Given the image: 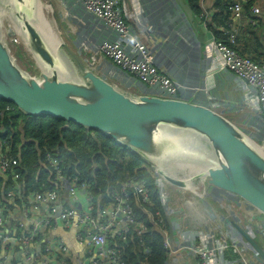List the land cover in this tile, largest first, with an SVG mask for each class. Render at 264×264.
Wrapping results in <instances>:
<instances>
[{
  "label": "crops",
  "instance_id": "obj_1",
  "mask_svg": "<svg viewBox=\"0 0 264 264\" xmlns=\"http://www.w3.org/2000/svg\"><path fill=\"white\" fill-rule=\"evenodd\" d=\"M218 1L200 0L199 13L204 17L201 20L202 23L198 21V16H194L193 13L192 23H189L184 15L182 17L178 13L171 15L173 5L171 0H122L121 7L125 22L131 33L154 54L155 65L159 71L165 77L176 81L180 85L176 100L206 107L221 114L258 144H263L264 116L255 93L243 80H240L233 73L222 68L220 56L213 46V43L219 42L217 37H220L221 33L226 31L224 26L230 13L229 9L225 8L222 3L219 5ZM255 1L262 12V20H259L255 25L250 24L247 20H241V22L234 21V25L238 28L237 31L234 30V34H237L234 42L230 41L233 28L227 25L229 32L228 41L225 40L220 43L223 42L222 44L228 48L233 47L236 49L237 53L234 52L238 56L246 59L249 58L248 60L264 68V0ZM69 12L74 14L72 8H69ZM77 13L81 17H88L91 25L89 29L91 30L83 29L84 23L74 21V24L78 26V32L73 42L75 45L70 47V53H72L74 59L81 62L102 79H104V76H109L111 79L124 81L128 86L127 88L133 90L132 95L142 96L143 88L131 76L116 68L100 54L98 44L101 40L100 35L102 32L93 28L91 17L78 10ZM247 14H250V11ZM69 18L73 19L75 17ZM170 20L176 21V29L171 24H168L165 29L162 27L163 23ZM183 26L186 27V33L180 30ZM80 44H83V47H85L82 50L84 51L85 59H82L80 55ZM96 68H98V71ZM149 170L154 177L155 185L157 175L150 168ZM40 171L41 173H48L51 184L50 189L57 193L56 200L51 203L52 208L55 210L57 208L61 210L69 208L68 191L55 183L51 174V168L45 161L42 163ZM199 186L203 187L205 196L208 195V203L203 202L207 208H204L210 214L215 213L216 210L218 214L230 222L224 226L226 229L224 232L217 227L207 232L188 229L179 220L176 221L169 214L168 199L165 205L161 201L160 191L161 194L164 193L167 197L168 194L170 196V192L177 193V191L171 189L165 190L164 188L161 190L156 189L157 200L161 205L160 209L158 208L157 210L162 214L164 219L166 218V221L164 220L165 224L167 225L169 221L172 223V226L178 224L176 225V230L172 231V241L170 239L169 225H167L173 249L176 248L178 237L184 241L181 232L191 230L197 232L200 237H205V241L201 238L198 241L204 247L221 248L226 244L228 247H236L239 253L254 258V254L238 234L237 228L250 233V236L260 246L264 245V218L242 202L225 195L215 194L201 183L189 190L181 191L183 194L186 192L187 194L189 192L194 194L195 191L200 190ZM183 194L178 195L183 196ZM76 196L77 202L73 206L75 211L86 213L91 207L93 216L100 221L102 209L96 208L97 206L93 200L90 203L87 201L82 187L76 190ZM7 203L13 204V200L7 199ZM48 209L42 208L40 216L48 219L56 218L57 216H50L51 209ZM236 213L242 214V218L245 224H247V229L242 225L240 226V220ZM198 217H202V214L198 215ZM249 220H251V223ZM248 226L257 230L251 231ZM29 227L30 224L23 217L17 216L8 225V230L10 236L17 237L28 230ZM112 236L116 235H109V237ZM81 237H83V234H81L73 222L66 226L64 222L57 221L55 224L45 227L40 231L38 238L40 242L37 243L39 247L22 246L18 243H10L9 246H6V244L0 241V264H44L46 259L53 260L57 264H94L93 255H95L97 250L89 251L85 239L82 240ZM186 243L190 244L191 240L186 238ZM59 244L62 247L61 250L59 249ZM82 255L84 258H81ZM172 262L174 264H200L196 256L187 250L177 251L173 259L169 260L168 263L171 264ZM215 264H243V262L237 258L235 251L229 247L226 250H219L217 252Z\"/></svg>",
  "mask_w": 264,
  "mask_h": 264
},
{
  "label": "water",
  "instance_id": "obj_2",
  "mask_svg": "<svg viewBox=\"0 0 264 264\" xmlns=\"http://www.w3.org/2000/svg\"><path fill=\"white\" fill-rule=\"evenodd\" d=\"M8 1L12 22L22 31L19 33L30 53L46 66V72L41 71L35 79L17 66L4 42L0 0L1 101L24 116L50 117L105 136L136 156L167 185L189 190L200 181L215 194L242 202L264 218V151L244 132L206 107L148 95H126L71 57L73 76L62 78V64L33 24L36 0ZM171 1L176 13L192 23L189 5L183 0ZM60 49L67 54L62 44ZM182 133L198 137L207 153L178 138ZM177 159L201 167V174L180 179L161 170L162 162L174 163ZM168 225L172 241L173 226L170 221ZM237 232L264 264V247L243 229L237 228Z\"/></svg>",
  "mask_w": 264,
  "mask_h": 264
},
{
  "label": "built area",
  "instance_id": "obj_3",
  "mask_svg": "<svg viewBox=\"0 0 264 264\" xmlns=\"http://www.w3.org/2000/svg\"><path fill=\"white\" fill-rule=\"evenodd\" d=\"M69 1H75L78 4L77 10H82L83 14L89 15L93 22V28L102 32L100 35L101 40L98 44L100 54L116 68L131 76L143 88V95L162 100H176L180 85L176 81L165 77L159 71L154 62V54L131 33L123 15L122 0H68V3ZM231 1V19L233 21L241 22V20H247L250 24L255 25L259 20H262V12L256 1L250 8L249 16L245 13V7L252 0ZM73 7V5L70 6L72 9ZM232 28L233 33L230 35V41L233 43L237 36V34H234V30L237 31L238 28L235 25ZM213 46L220 56L222 68L233 73L240 80H243L253 90L264 116V68L246 58L238 56L233 50L220 42L213 43ZM44 161L51 168V174L55 183L68 191L70 206L62 210L52 208L51 203L56 200L57 193L50 191L26 198L28 202L21 204L19 208L9 212H4V209L0 207V241L6 244V246H9L10 243H18L22 246L39 247V244H37L40 242L38 238L43 228L49 227L57 221L64 222L66 226L73 222L81 234H83L81 239H85L88 250H97L95 255H93L94 264H123L120 260L119 252L110 246L108 238L109 235H116L122 236V239H125V235L132 226H135L140 234L146 230V223L136 222V217L129 201V196L134 195L140 204V208L148 215L149 223L162 235L163 247L168 254L169 260L173 259L177 251L187 250L196 256L200 264H215L217 252L230 247V249L235 251L237 258L243 264H254L251 256L239 253L236 247H228L226 244L221 248L202 246L198 242L200 236L197 232H194L191 243L187 244L184 232L182 231L181 235L184 237V241L178 237L176 248L173 249L167 231L168 223L167 225L165 224L166 218L164 219L159 211L155 213L150 212V209H154V203L143 181H134L131 178H127L116 194L114 202L100 212V221L93 216L91 207L86 213L76 212L73 208L77 202L76 190L82 187L87 201L90 203L93 200L87 185L80 184L77 180L69 181L63 177L60 168L61 161L57 157L47 155ZM17 166L16 160L4 158L0 155V177L3 176L6 181L10 180L14 183V192L12 191L8 195V200L13 201L21 199L20 192L23 190V186L19 181L20 176L17 173L8 174ZM159 180L161 181V185L157 183ZM168 186L162 178L156 176L155 187L157 189H171L177 191L178 194H183L181 189ZM177 193L170 192V196L168 194L167 197L164 193L161 194L160 191V196L163 195L166 200L168 199L169 210L173 202L177 201L175 198L180 197ZM161 199L163 198L161 197ZM42 208H50L51 210L48 209L50 210V216L57 217L54 219L41 217L40 212ZM173 210L175 213L169 211L171 216L180 213L179 209L175 206ZM17 216L23 217L30 224V227L21 234L22 236L14 237L10 236L8 225ZM249 222L251 223V220ZM176 225L178 224L173 225V232L176 230ZM59 249H62L60 244ZM81 258H84V256L82 255ZM44 264L57 263L46 259Z\"/></svg>",
  "mask_w": 264,
  "mask_h": 264
},
{
  "label": "trees",
  "instance_id": "obj_4",
  "mask_svg": "<svg viewBox=\"0 0 264 264\" xmlns=\"http://www.w3.org/2000/svg\"><path fill=\"white\" fill-rule=\"evenodd\" d=\"M183 1L190 6L193 15L198 16V21L204 19L199 13L200 0ZM254 1L245 7L247 16ZM218 3L219 5L222 3L230 13L224 26L226 31L221 33L217 40L228 41L227 25L229 27L234 25L231 19L232 1L219 0ZM230 48L236 52V49ZM262 149L264 151V143ZM0 155L17 161L18 166L8 174L17 173L23 186L20 192L21 199L14 200L10 205L7 199L8 195L14 192V183L6 181L3 176L0 177V207L4 212L19 208L21 204L28 202L26 198L52 191L48 173L40 171L47 155L57 157L61 161L63 177L87 185L99 210L103 211L114 202L116 194L127 178L145 182L150 198L155 203V209H150L151 213H155L161 207L151 171L128 150L105 136L87 132L74 124L50 117L24 116L13 105L1 100ZM129 201L136 222L146 223V230L140 234L137 228L132 226L125 239H122V236L109 237L110 246L119 252L123 264H169L162 235L149 223L148 215L140 208L134 195L129 196Z\"/></svg>",
  "mask_w": 264,
  "mask_h": 264
},
{
  "label": "rangeland",
  "instance_id": "obj_5",
  "mask_svg": "<svg viewBox=\"0 0 264 264\" xmlns=\"http://www.w3.org/2000/svg\"><path fill=\"white\" fill-rule=\"evenodd\" d=\"M36 4H37V8H36L37 16L36 19L34 20L35 24L39 27V29L43 32V34L52 42V45H54L57 51L61 53L62 57H64L65 61L69 64V66H71L72 62L70 61V57L73 59L74 57L72 53H70V47H72V45H75V43L73 44V42L78 32V26L74 24V21H78L79 23H84L83 25L84 27L82 28L85 30H91L89 29L91 26L90 20L88 19V17H81L78 15L77 13L78 4L75 1H69L68 3V0H36ZM71 5L74 6L73 7L74 14L73 13L71 14L69 12V8ZM81 11L82 10H80V12ZM171 11H172V13H170L171 15H176V8L174 6L171 8ZM2 17H3V27H4L3 28L4 42L8 47V49L10 50V53L14 58L17 66L26 75L38 79L41 73V70L39 69L40 67L38 66L39 60H37L36 57L34 58L33 55L30 53L28 45L25 44L22 35L17 31V28L14 26L12 22L11 13H7V10L3 8ZM69 17L72 18L75 17V18L70 19ZM168 24H171L174 29L177 28V23L175 20H170L169 22L163 23L162 27L165 29ZM180 30L186 33V27L183 26L180 28ZM51 34H53L54 37H51ZM60 44H62L63 48L66 50L69 56H67V54L60 49ZM83 46H84L83 44L79 45L81 50L80 55L82 59H85L84 51H82L83 48L85 47ZM76 50L78 51L77 48ZM96 70L98 71V68H96ZM104 79L106 82L115 86L118 90L123 91L126 95L134 96L132 95L133 90L127 88L128 86L124 81H121L119 79H111L109 76H104ZM246 136L262 150V144H258L255 140L250 138V136L248 135ZM198 147L199 146L197 145V147L195 148L199 149ZM177 161L183 163V161L180 160ZM177 165L180 164H178L176 161L174 163H168L167 161L162 162L161 170L165 174H170L171 176L180 179H185L186 176L190 177L201 174L200 171L202 170V168L191 162H186L184 164H181L183 166H177ZM151 177L153 176L151 175ZM157 183L161 185L160 180L157 181ZM194 184H195L194 187H196L197 184H200V181H197L192 185ZM199 188L200 190L198 189L197 191H195L194 194H191L190 192L187 194L186 192L185 194H183V196L180 197L178 196L177 198H175L177 199V201L175 200L176 202H173V205L171 206V209L169 211L175 213V211L173 210L175 206L176 208L179 209L180 213L173 215L172 218H174L176 221L179 220L188 229H194V230L196 229V230H201L203 232H207L217 227L219 230L223 232L226 231L224 226L230 221L227 220L226 218H223L222 215L218 214L216 210L215 213L210 214L205 209L207 207H205L203 202L208 203V197H207L208 195L205 196L202 186H199ZM161 197L163 198L162 201L163 204L165 205L166 199L163 197V195H161ZM210 206L214 208L212 204H210ZM200 214H202V217H198V215ZM236 214L238 216V219L240 220V226L242 225L246 227L247 224H245L244 219L242 218V214L239 213ZM249 228L251 231L257 230L256 228L253 227H249ZM248 234L250 235V233ZM193 236H194V231L188 230L184 232V237L188 238L189 240H191ZM200 238L203 241H205L204 236H201ZM261 246L264 247V245ZM251 260H253L254 264H263L255 254H254V258ZM171 264L174 263L172 262Z\"/></svg>",
  "mask_w": 264,
  "mask_h": 264
},
{
  "label": "bare ground",
  "instance_id": "obj_6",
  "mask_svg": "<svg viewBox=\"0 0 264 264\" xmlns=\"http://www.w3.org/2000/svg\"><path fill=\"white\" fill-rule=\"evenodd\" d=\"M6 9L7 10V13H11V6H10V1H8V0H1V14H2V9ZM11 16H12V14H11ZM12 19V18H11ZM14 22V21H13ZM33 24L37 27V28H39L36 24H35V22L33 21ZM14 26L16 27V24H15V22H14ZM17 28V27H16ZM19 29V28H18ZM17 29V31L19 32V31H21L20 29L18 30ZM41 31V30H40ZM22 32V31H21ZM41 33H42V35H43V37H44V39H45V43H47V45H48V47L50 48H52L54 51H53V53L55 54V56H56V58L60 61V63L62 64V72L60 73V76L62 77V78H71L72 76H73V73H72V70H71V68H70V66H68L69 64L65 61V59H64V57H62V55H61V53L59 52V51H57V49L54 47V45H52V42L43 34V32L41 31ZM23 36H24V38H25V35L23 34ZM51 37H54V35L53 34H51ZM24 40V39H23ZM25 42V41H24ZM34 57V56H33ZM35 58V57H34ZM64 62L67 64V65H65L64 64ZM38 66L40 67L39 69L43 72V73H45L46 72V66L43 64V62L40 60L39 62H38ZM178 138H181V140H183V141H185V142H187L188 144H191L193 147H197V145L199 146L198 148V150H201V151H203V152H205V153H207L206 151V148H205V145H204V143L198 138V137H196V136H194V135H192V134H189V133H182V134H179L178 136H177ZM263 150V149H262ZM261 150V151H262ZM177 160H180V159H177ZM191 160V159H190ZM180 161H183V163H180L179 161H176L178 164H180V165H177V166H183V165H181V164H184V163H186V162H189V161H184V160H180ZM194 164V163H193ZM199 170H200V168H199Z\"/></svg>",
  "mask_w": 264,
  "mask_h": 264
}]
</instances>
